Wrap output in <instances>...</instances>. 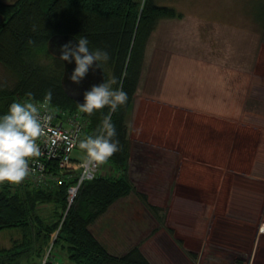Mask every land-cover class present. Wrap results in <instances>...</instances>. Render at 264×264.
I'll return each mask as SVG.
<instances>
[{
    "label": "rangeland",
    "instance_id": "374dc122",
    "mask_svg": "<svg viewBox=\"0 0 264 264\" xmlns=\"http://www.w3.org/2000/svg\"><path fill=\"white\" fill-rule=\"evenodd\" d=\"M158 2L173 7L182 17L159 22L149 41L148 57L160 55L168 62L175 53L184 54L193 59L189 62L191 68L196 65L197 71L192 69L191 77L200 81L202 77L213 79L207 80L210 84L205 86L216 88L217 97L225 106H231L233 102L232 110L236 112L235 116L225 117L228 152L234 154L238 149L243 155L230 159V164L227 162L229 157L214 163L215 157L221 154L218 138L216 147L212 146L213 158L208 155L209 158L197 159L199 181L196 184L180 183L175 189L168 179L159 181L156 178L153 164L159 156L138 150L137 157L129 165L131 182L139 193L148 195L150 204L163 209L159 212L163 220L147 211L136 195H131L102 216L91 230L111 254L124 255L137 246L151 264H236L238 257L244 259L243 264H264V234L248 240L243 232L249 228L244 223L248 221L253 225L260 224L255 229L258 235L264 232V25L254 21L248 0ZM146 66L152 68L154 64ZM165 66L167 63L162 68ZM151 71L143 79L147 89L151 82L161 80L156 76V70ZM215 79L219 83L213 84ZM0 83H12L2 65ZM237 132L239 136H234ZM74 156L82 160L86 153L77 150ZM180 159L183 160L182 155ZM205 166L212 168L210 173L214 181L205 180L201 168ZM112 170L106 162L104 176L113 175ZM238 203H243L244 208H240L242 214L237 210L240 212L235 213V218L230 214L241 207ZM53 207L51 204L39 208V215L50 223L53 222ZM226 218L236 221L232 223L231 234L224 237L218 228ZM215 234L220 248L210 245ZM22 238L20 231H0V248H14L23 241ZM188 250L198 255V261L188 255ZM53 252L51 264H63L58 251ZM31 261L39 264L42 259ZM31 261L23 260L21 264H31Z\"/></svg>",
    "mask_w": 264,
    "mask_h": 264
},
{
    "label": "trees",
    "instance_id": "16d2710c",
    "mask_svg": "<svg viewBox=\"0 0 264 264\" xmlns=\"http://www.w3.org/2000/svg\"><path fill=\"white\" fill-rule=\"evenodd\" d=\"M248 3L254 21L264 25V0H248ZM180 17L173 7L163 6L158 0H16L11 3L0 0V65L12 80L10 85L0 83V115L7 112L14 100L48 101L61 118L82 114L86 121L85 138L98 132L109 109L82 112L66 95L61 84L64 64L48 50L49 40L57 34L74 37L82 34L88 37L91 47L106 49L110 53V60L103 68L106 79L114 77L117 81L114 87L122 86L128 94L127 102L111 113L120 150L102 162H107L116 174H101L85 181L70 208L67 194L76 182L75 177L49 189L28 186L15 191L10 186L0 187V231H20L23 236V241L14 248H0V264L42 259L57 231L53 251H58L63 264H151L137 246L124 255L111 254L91 227L131 195H136L147 211L163 220L159 215L163 209L150 204L148 195L139 193L131 182L128 171L132 149L127 121L141 83L152 34L160 21ZM49 91L51 97L47 95ZM51 204L54 206L52 223L39 215L41 205ZM237 205L230 214L232 217L237 210L242 214L244 204ZM230 219L220 222L218 232L224 237L231 234L235 219ZM244 223L251 230L243 232L252 240L260 224ZM210 245L220 248L216 234L210 239ZM188 255L198 261L195 252L188 250ZM243 263L244 259L238 257L236 264ZM31 264L38 262L31 261Z\"/></svg>",
    "mask_w": 264,
    "mask_h": 264
},
{
    "label": "crops",
    "instance_id": "0c3cea01",
    "mask_svg": "<svg viewBox=\"0 0 264 264\" xmlns=\"http://www.w3.org/2000/svg\"><path fill=\"white\" fill-rule=\"evenodd\" d=\"M148 46L149 43L145 57L146 63L153 62L154 66L147 67L145 63L141 83L127 121L132 149L130 164L133 163L132 159L137 157L138 150L147 155H158L159 158L153 167L157 171L156 178L159 181L168 179L172 186L175 185V189L180 183L196 184V181H199L197 180V159L209 158L208 155L212 157L211 150L216 147L217 142H219L221 154L214 156V163L217 164L222 162L223 158L227 160L226 158L229 157L227 162L230 164L232 162L230 159H237L241 157L239 155H243V151L238 149L234 154H229L226 145L225 117L236 115V112L232 110L234 104L232 102L231 106L228 104L225 106L224 101L217 97L216 88L214 90L210 86H205L210 84L212 78L208 80L202 77L200 81L198 78L191 77L192 69L196 70V65L190 67L189 62L192 63L193 59L177 53L169 57L168 62L159 57L160 55L157 58L155 55L148 57ZM165 63L167 66L162 68ZM151 70H156V76L161 77V80L158 83L151 82L147 89L143 79L147 72L152 73ZM212 83H219V81L216 82L215 79ZM141 90L142 93H140ZM220 133L222 136L219 135ZM181 155L183 160L180 159ZM201 168L204 170L205 180L214 181L213 174L210 173L212 168L210 166ZM103 170L102 163V173ZM112 173L116 174L113 170ZM262 234L264 232L257 234L256 239L262 237ZM66 264L71 263L66 262Z\"/></svg>",
    "mask_w": 264,
    "mask_h": 264
},
{
    "label": "clouds",
    "instance_id": "9594fccd",
    "mask_svg": "<svg viewBox=\"0 0 264 264\" xmlns=\"http://www.w3.org/2000/svg\"><path fill=\"white\" fill-rule=\"evenodd\" d=\"M59 60L63 64L75 61L70 79L78 84L93 65L103 69L110 60V53L104 48L91 47L88 37L81 34L75 42L61 45ZM116 84L112 77L93 85L84 93V102L78 104L79 110L86 113L105 107L109 109L98 132L79 142V147L86 153L85 163H102L120 150L111 113L127 102L128 94L122 86L114 87ZM47 95L51 97V92ZM47 119L49 117H42L40 108L30 99L14 100L7 112L0 115V183H20L29 175L30 158L41 154L37 139L43 134Z\"/></svg>",
    "mask_w": 264,
    "mask_h": 264
},
{
    "label": "built area",
    "instance_id": "2783aa9c",
    "mask_svg": "<svg viewBox=\"0 0 264 264\" xmlns=\"http://www.w3.org/2000/svg\"><path fill=\"white\" fill-rule=\"evenodd\" d=\"M35 103L40 108V115L49 117L45 121L43 134L37 139L41 154L30 158L31 171L22 182H3L0 183V187L10 186L15 191L28 186L49 189L63 184L65 179L75 177L76 182L71 185L67 194L68 208H70L84 182L92 181L103 174L102 163H85L86 156L82 160L74 156L75 151L83 150L79 147V142L85 139L86 132V121L82 118V114L70 115L67 119L61 118L48 101ZM58 232L53 234L51 245L47 247L39 264L52 263L53 241Z\"/></svg>",
    "mask_w": 264,
    "mask_h": 264
},
{
    "label": "water",
    "instance_id": "95a60500",
    "mask_svg": "<svg viewBox=\"0 0 264 264\" xmlns=\"http://www.w3.org/2000/svg\"><path fill=\"white\" fill-rule=\"evenodd\" d=\"M75 38L76 37L70 34H57L49 40L48 50L55 58L57 57L59 59L61 45L69 41L75 42ZM75 66L74 60L71 63L64 62V75L61 84L63 85L66 95L70 97L78 106L79 103L84 102V93L87 90H89L93 85H98L105 81L106 73L104 72V69L93 65L87 76L77 84L72 82L70 79Z\"/></svg>",
    "mask_w": 264,
    "mask_h": 264
}]
</instances>
